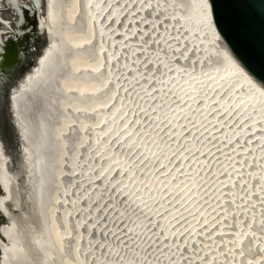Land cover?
Returning <instances> with one entry per match:
<instances>
[{
  "label": "rangeland",
  "instance_id": "rangeland-1",
  "mask_svg": "<svg viewBox=\"0 0 264 264\" xmlns=\"http://www.w3.org/2000/svg\"><path fill=\"white\" fill-rule=\"evenodd\" d=\"M20 1L19 8H17L18 10L13 6L15 11H13L12 17L15 16L14 13L16 14L17 11L19 15V11L25 12L26 9L21 5L29 7V5L33 3L40 4L42 0ZM117 2L119 6L115 7L114 14L116 15L113 14V16L117 17L120 11V19H118L120 20V26L119 28L116 26L118 20L112 17V19H115V23H112L115 27L110 30L112 33L109 31V35L111 39L113 38V41L111 42V39L105 38L106 44L104 43V45L107 47L104 49L108 52L110 51V54L107 56L108 58H112L109 60L111 63L109 66L111 67L113 65V70L120 72V79L114 84L113 90L118 83V85H120L118 90L120 91V97L124 99V101H129V104L124 106V108L121 107L116 110H120L119 115L123 119V122L129 124V129L131 128L130 132L138 136L141 134L145 136L149 127H151L152 121L154 124H159V129H155V135L160 140V146L162 145V147L156 148L155 155L153 156L145 154L147 155L146 158L151 156L152 158L148 160L147 163H144L145 160L142 156H145L144 153L146 149H140L141 147L134 148L130 143V137L124 136L120 140L121 143L119 142V144L122 145L121 148L116 142L113 143L111 147L114 149L112 150L116 151H112L114 159L111 156V159L109 157L107 161L111 160V162H113L116 156H119V158L121 156L126 164L129 162L128 166H126L134 167L132 175H135V178L138 180L141 178L138 182H140L141 185L143 184L141 187L142 189L147 185V183L144 184L147 182V177L156 176L155 178L157 179L155 183L147 190H149V194L152 196L148 202L149 206L156 209L157 215L154 211V213H140L137 210L136 197L138 192H133L127 197L119 194L117 191L119 189L118 185L121 184L120 181L124 180L122 172L114 173V170L111 169L112 171H109L110 173L105 178V181L103 180L104 183L99 181L101 178L99 176L97 177L96 171H94V173L91 172V176L89 179L85 180L86 182L82 179L84 178L83 176L80 177L82 174H80V176L78 175V180L76 182L78 188L73 186V188H76V196L79 198V196L87 194L75 201L76 205L74 211L76 213L74 216L77 215V217L76 220H74V224H72L76 229V236L73 242L76 246L79 264H264V133L259 134L258 137L263 134L260 140L257 137L256 139L252 137L250 140V138H248L251 137L249 133L246 132V134L245 131L239 130L242 133L240 135L236 134L234 138H231L229 134L233 132V128L236 130V128L240 126V121L231 114L228 116L232 119L230 120L227 115L226 117L228 118L226 119L225 114L229 111L223 113L224 118L221 117L223 115L222 113L219 114L221 109L214 110L217 108V105L213 104L214 106H211L209 109H203L205 110L203 113L202 111L200 113L197 112L198 110H195L192 113L186 114L184 117L183 114H181V119L178 120L177 118L176 120H178V125H180V132H182L178 134L179 137L175 139L173 134H171L174 131L172 130L174 129V125L171 123L169 124L170 127H168L167 123L164 124V117H166L171 106H156V99H162V96H165L164 93H161V89L159 90V86L167 79V76H170L171 68L173 69L176 65V67H180V70H178L176 74L178 80H180L182 79L181 75L183 73H193L195 71L194 69L200 68V66L203 65L204 61L207 64L210 63V52L207 50V42L202 45L199 41L205 39L208 35L206 29L199 23L201 19L194 20V22H192L193 25L188 21L189 11H187L186 7L183 11L181 10L184 5V0H114L113 4ZM48 3L49 0H46V5ZM36 13L35 18L38 22V27H36V29H43L41 30L43 33H48L49 26L45 24L46 16L49 17L48 13L45 16V14H42V9ZM27 15L25 16L27 21L26 29L31 33V19L29 18L30 15ZM0 21L2 22V26L6 24V26L9 27L5 28L6 32L3 34V39L6 40L7 38L8 42L16 40L19 42L22 41L19 39L20 36H18L21 29L17 31L14 29L9 16L2 18L0 15ZM41 22H44V24ZM19 23H17V26L20 25ZM22 31L23 29L21 32ZM119 41L120 47L117 49L116 53L114 47L115 45L119 46ZM214 41L215 39L213 38L212 43ZM1 42L0 53L2 52L1 49L4 50L6 45V43ZM110 42L111 46H114L111 48L112 50H108L110 48ZM18 48L17 45L16 49ZM105 58L106 55L104 54L103 59ZM118 58L120 59L118 60ZM156 59L163 61L161 66H155L154 62ZM118 61H120V63ZM8 66L9 65H7L6 68ZM33 67L34 65L31 69H33ZM181 69L184 70L182 71ZM18 85L20 87L21 79ZM124 85L127 89L123 87ZM18 88L15 87L13 89L12 96L17 93ZM121 90L123 92L122 94ZM206 92L208 91L204 90V94L202 95H206ZM96 95L98 96V94ZM169 95L172 96V93H169ZM207 96L209 95H206V97ZM178 97L179 96L175 97L177 103H175L174 98L172 99V104L175 103L176 105L180 104L179 106H183L182 96H180L181 98ZM195 97L196 98H193V100L200 98V95ZM207 99H209V97L204 100L206 101ZM48 100L41 103L43 105L42 107H44L45 104H50ZM133 101H138L139 103H134ZM125 107L127 109H125ZM61 110L64 111V108L61 107ZM70 120H68L69 123L67 121V125L71 124ZM207 120L208 122H205ZM213 120L215 122H213ZM159 121L161 123H159ZM92 126L93 133H97L98 126L95 124ZM67 128H69V126ZM192 128L193 131L191 133H185L186 130V132H189ZM66 129H63L64 131L61 135L58 134L57 136V140L61 137L58 141L59 145H61L63 141L65 147L68 139H71L67 137L66 133L69 134V131L72 133L74 132L72 129H68L67 132L65 131ZM52 130H55V128ZM52 130L48 129L46 132L47 134L45 133L47 141L53 139L54 132ZM118 130L117 128L116 130L113 129L112 131L114 133L109 131L106 136L107 139L105 138L107 142L112 140L111 137L117 133ZM218 135L219 138H217ZM227 135H229V139L226 137ZM71 136H73L71 140H75V137L77 139L76 133ZM215 137L217 139H215ZM54 141L52 140L51 142L53 143ZM76 142L77 141H75L72 146V148H74L72 150L73 152L70 150L71 147L69 148L67 146V149L69 148L68 150L61 148L63 150V156L68 159L72 153V157L74 156V158H71V160H75L77 157L76 155L80 153L81 155H85L89 160L91 157L87 155L86 142L83 144V141L79 142V144L82 145H77V148H75ZM91 142L93 141H90V143ZM47 143L48 142H46L45 146L50 144ZM52 143L47 149L43 146L40 147L42 150L39 148L38 151H36V155L38 156H36L35 162L43 160V166L48 159H50L51 162L53 146L55 145H52ZM90 145L91 151H89L94 156L100 153L102 145L104 144L99 145L93 142ZM62 146L64 147L63 143L60 147ZM69 146H71V144H69ZM81 146H83L82 149H80ZM44 149L45 151L49 150L50 153L46 151L47 154L43 157L42 152ZM64 150L67 151L66 154ZM161 153L163 155L161 158L162 161H164L163 164H161V159L159 160L160 162L157 158L154 159L156 154ZM180 154H182L181 157L184 156V158H179ZM47 155L48 157L45 158ZM95 157L96 156L93 158L95 159ZM198 157L200 159H198ZM93 158L92 160H87L88 165L89 163L96 165ZM100 159L101 157L98 162L101 161ZM141 160H144V162L142 163ZM196 160L197 163H195ZM82 163L85 167L86 165L81 159V164ZM91 164V167L89 166L90 170L92 168ZM112 164L113 163H111V165ZM112 166H114V164ZM192 167H197L195 173H200L201 175H197L198 177L193 178L194 181H189V183L183 182L181 184V186H186V189L192 187V189L195 190V195L192 199H190V194L188 197H186L187 195L184 197V193L180 190L167 191L166 186L173 184L170 182L178 184L183 180L186 181L191 179ZM95 168L96 167H94V169ZM74 169H76V171L74 170L75 172H79V167L76 166ZM87 169L88 168H86V170ZM82 170L81 168L80 172ZM56 174H58V172H56ZM58 175L54 180V188H57L55 185L59 182ZM36 178L37 177H35V180ZM234 182L237 184H234ZM126 185H130V183ZM126 185L122 187L124 188ZM130 189L131 188L128 190ZM79 190L82 191V194ZM183 198L184 203L187 201L185 205L182 203ZM162 200H164L163 204ZM187 204L190 205L187 207ZM119 209H124L125 211H120ZM127 210L132 211L131 215L129 211L130 216L126 215ZM161 213L165 215L168 214V217L158 220V216H161ZM65 214L68 215V212L65 211L64 215ZM49 215L51 216V211ZM133 220L138 221L143 227L139 232L131 234L129 230H127V227ZM6 223L7 221L0 220L1 225ZM145 224L146 226H144ZM168 226H173L174 232L171 235H167V231L165 232ZM67 229L66 224L65 232ZM172 231L173 230H171V232ZM105 247H107V251ZM66 255H68V253L63 252V257ZM123 258L125 260H123ZM112 259L114 260L112 261ZM120 260H122L121 263Z\"/></svg>",
  "mask_w": 264,
  "mask_h": 264
},
{
  "label": "bare ground",
  "instance_id": "bare-ground-1",
  "mask_svg": "<svg viewBox=\"0 0 264 264\" xmlns=\"http://www.w3.org/2000/svg\"><path fill=\"white\" fill-rule=\"evenodd\" d=\"M184 2L183 8L180 9L183 11L185 7L187 8V11H189L188 21H190L192 24L194 20L201 19L199 23L206 29L208 33L205 39L199 41L202 43V45L207 42V50L210 52V63L207 64L204 61L205 64L203 63L200 68L194 69L195 71L193 73H183L184 75H181L182 79L179 78L180 80H178L176 75L178 70H180V67H176V65L173 67V69L171 68L172 70L170 69V76H167V79H165L162 84L160 83V86L158 85L160 87L159 90L161 89L162 91L159 92L162 94L164 93L165 96H162V99H156V106L164 107L169 105L172 107H170L169 112H167L166 117H164L165 123H163H167L168 127H170L169 124L171 123L174 125V129H172L174 131L171 134H173L176 139L179 137L178 134L182 132H180V125H178L177 122L181 119V114H183L184 117L186 114L190 112L192 113L195 110H198L197 112L200 113L202 111L203 113V111H205L203 109L207 110L211 106L217 105V108L214 110L221 109L219 114L229 111L227 114H225V117L226 115L228 116L231 114L233 117H236L238 121H240V126L237 127L238 129L236 128V130H234L233 128V132L229 134L231 138H234L236 134L240 135L242 132L239 130H242L245 131V133H249L251 137L248 138H250V140L252 137L255 139L257 137L260 140V137L263 134L258 137L259 134L264 133V88L260 86L255 80H253L250 75L245 72L242 67L237 62H235V60L224 50L222 42L211 22L210 12L206 0H184ZM113 3L114 0L113 2L112 0H49V5H46L45 16L48 13L49 17L46 16L45 24L49 26L48 34L51 36V39H49V44H47V47L44 48L45 52L40 57H38L33 69H29L28 72H26L21 78L20 87L19 85L16 86L17 88L19 87L17 93L11 96L12 109L14 111L15 120L17 122L21 137L22 154L24 159L23 167L26 173L23 189H25L24 195L26 198L25 203L27 207L23 212L19 213L20 215L18 214V216L15 217L10 212L7 202H19L17 193L19 190L17 191L18 187L15 184L14 175L7 168L4 160L5 157L0 150V185L3 190V192H0V210L2 213L8 216L7 223L2 225L0 224L1 235L6 238L5 240L0 237V264H79L77 251L75 248L76 246L73 242L76 236V229L72 224H74V220H76L77 217V215L74 216L76 213L74 211L76 205L75 201L87 195H81L82 191L79 190L81 192V196H79V198L76 196L75 187H77V176H80V174H82L80 177L83 176L84 178L82 179L85 181L86 179L90 178L91 172L94 173V171H96L97 177L99 176L101 178L99 181L104 183L103 180L105 181V178L112 171L111 169L114 170V173L122 172L124 182L120 181L121 184L118 185L119 189L117 191L119 194L127 197L133 192H138L136 197L137 210L140 213H151L153 211L156 213V209L149 206L148 202L152 196L149 194V190H147L155 183L157 179L155 178L156 176H146L147 182L144 184L147 183V185H145L146 188L144 187L142 189L141 187L143 184L141 185V183L138 182L141 178L138 180L135 178V175H132L134 167H127L129 162L126 164L121 156L120 158L119 156H116V159L113 161V152L115 150L113 151L112 149L114 148L111 146H113V143L116 142L121 148L122 145L119 144V142L124 136L130 137V143L134 148L141 147L140 149H146L144 155L148 154L153 156L155 155L156 148L162 147V145L160 146V140L155 135V129H159V124H154L153 121H150L152 124L147 131L148 133L145 131V129V136L143 134L138 136L130 132L131 128L129 129V124L123 122V119L119 115L120 110L117 111L121 107L124 108V106L128 105L129 101H124V99L120 97V91H118L120 85H118V83L113 90L114 84H116V81L120 79V72L114 71L113 65L111 67L109 66L111 64L109 60L112 58H108L107 56L110 54V51L108 52L106 49H104L107 47L104 45L105 38L111 39L109 33L111 32L110 30L115 27V25L112 23H115V19H120L119 10L118 16H113L114 10L116 9L115 7L119 6L117 5L118 2L115 4ZM112 17L115 19H112ZM119 21L120 20L117 21L119 24H116L118 28L120 26ZM1 23L2 22L0 21V39L2 41L0 42L6 43L4 47L5 49H1V53L4 52L3 54H5V58L3 59L5 60L7 66L12 61V55L10 51L15 53L16 46L20 42L17 40L8 42L7 38L6 40L3 39L2 37L6 32L5 28L7 26L3 23L5 26L4 27ZM41 23L44 24V22ZM19 24V26L14 27L16 31L18 29H23L22 25L24 26V24L21 21ZM23 32L24 30L22 33ZM213 38L215 41L212 43ZM19 39L22 40L21 37ZM110 41L112 42L113 38ZM111 42L109 44L110 48L108 50L114 47L113 45L111 46ZM118 45L119 46L115 45L114 47L116 49V53L117 49L120 47V41ZM103 53L106 55L107 59H103ZM2 55H0V57ZM119 59L120 58H118V60ZM118 62L120 63V61ZM162 63L163 61L158 59H156L154 62L155 66H161ZM123 87H125V85ZM125 89H127V87H125ZM122 90L121 94L123 93ZM204 90L208 91L206 92V95L209 96L206 97V95H202L204 94ZM169 93H172V96H170ZM96 94H98V96ZM194 95H200V98L193 100V98H196ZM177 96H182V102L184 103L183 106H179L180 104H175L177 103L175 100V97ZM208 97L209 99L205 101L204 99ZM173 98L175 100V105L172 104ZM47 100L50 102V104H45L44 107L46 108L42 107L43 105L41 103ZM134 103L139 102L137 101ZM61 107L64 108V111L61 110ZM125 109L127 108L125 107ZM223 116L224 114L221 117ZM228 117H226V119ZM177 118L178 120H176ZM68 120H70V125H67ZM205 122H208V120ZM213 122L215 121L213 120ZM159 123L161 122L159 121ZM93 124L98 126L97 133L95 132V134L93 133ZM66 126H69V128ZM115 127L117 130L119 127V130L114 135L112 134L114 137L112 136V140L107 142L106 136L108 135L109 131H112L113 129L116 130ZM54 128L56 131L52 130ZM48 129H51L54 132V135L53 139L47 141L45 135L47 134L46 132ZM63 129H66L65 131L67 132L68 129L74 130L73 133L71 131L68 132L69 134L66 133L67 137L71 139L73 137L71 136L72 134H77V139L76 137L74 138L75 140L68 139L66 142V147L63 141L61 142V145L63 143L64 147H60L61 145H59L58 141L61 137H59L57 140L58 134L61 135V133L64 131ZM186 131V134L191 133L193 128L189 132ZM112 133L114 132L112 131ZM217 138H219V135ZM217 138L215 137V139ZM52 140L55 141L52 143ZM75 141H77V144L75 143L76 146H74L75 148H77V145L79 146L86 142L87 155L91 157V160L94 156H96L95 159L93 158V160L96 162V165L91 163L88 165V161L90 159L88 160L85 155H81L80 153L76 155L77 157L75 160H71V158H74V156L72 157L71 152L69 158L67 157L68 159L63 156V150L61 148L67 149L68 146L69 148L71 147L70 150L72 151L74 149L72 146L74 145L73 143ZM81 141H83L82 144H79ZM90 141L98 143L99 145L104 144L102 145V149L100 147V153L94 156L90 153V144L93 143H90ZM46 142L50 143L49 145H51V143L52 145H55L53 146L54 148L51 162L50 159H48L49 163L46 160L47 162L44 161L45 164L43 166V160H38L35 162V158L38 156L36 155V151H38L40 147L45 146ZM69 144H71V146H69ZM48 146H45L46 149ZM82 147L83 146H81L80 149H82ZM40 150H42V148H40ZM46 151L48 152L49 150ZM46 151L45 149L43 150V157L47 154ZM66 152L67 151H65V154ZM181 155L182 154H180L179 158H184V156L181 157ZM111 156L113 158V162H111V160L107 161L109 157L111 159ZM152 156L149 158H146L147 155L142 156L145 160V162L144 160H141L142 163H147V161L150 160ZM46 157H48V155L45 156V158ZM100 157L101 161L98 162ZM162 157V153L156 154L154 159L157 158L159 161ZM199 157L198 159H200ZM81 159L84 161L86 165L85 167L83 163L81 164ZM197 160L195 163H197ZM160 161H162V159ZM110 162L113 163L114 166H112L113 164L111 165ZM163 163L164 161H162L161 164ZM90 164L92 165L91 170L89 169ZM76 166L79 167V172H75L76 169H74V167ZM94 167L97 169H94ZM81 168L83 170L80 172ZM86 168L88 169L86 170ZM196 168L197 167L191 168V179L186 181L183 180L178 184L175 182H170L173 184L166 186L167 191L171 192L173 190H180L184 193V197L186 195V197H188L190 194V199H192V197L195 195V190H193L192 187L186 189V186H181V184L183 182L189 183V181H194L193 178L198 177L197 175H201L200 173H195ZM56 172H58L59 175L56 174ZM57 175L59 182L55 185L57 188H54V180L57 178ZM35 177H37L36 180ZM128 183H130V185H126ZM235 183L236 182H234V184ZM123 185L126 186L123 188ZM73 186L75 187L73 188ZM129 188L131 189L128 190ZM182 200V203H184V198ZM163 201L164 200H162V204ZM189 205L190 204H187L186 206L188 207ZM121 210L125 211L124 209ZM50 211L51 216L49 215ZM63 211H67L68 215H64ZM129 211H126V215H129ZM131 212L132 211H130V215ZM162 213L161 216H158V220L168 217L169 213L166 215ZM66 224L68 229L65 232ZM144 226H146V224ZM142 227L143 225H140L138 221L133 220L131 221L130 225H128L127 230H129V232L132 234L139 232ZM171 230L173 231L171 232ZM165 232L167 235H171L174 232L173 226H168L165 229ZM105 249L106 251L108 250L107 247H105ZM63 252H67L68 255L63 257ZM113 260L114 259H112V261ZM123 260L125 259L123 258ZM121 261L122 260H120V263Z\"/></svg>",
  "mask_w": 264,
  "mask_h": 264
},
{
  "label": "water",
  "instance_id": "water-1",
  "mask_svg": "<svg viewBox=\"0 0 264 264\" xmlns=\"http://www.w3.org/2000/svg\"><path fill=\"white\" fill-rule=\"evenodd\" d=\"M20 0H3L4 4L12 5L19 8ZM210 12L211 22L217 32L224 50L237 62L242 69L247 72L250 77L255 80L260 86L264 88V0H206ZM39 3V2H38ZM16 5V6H15ZM39 5V6H38ZM26 10L19 11L20 16L24 17L31 12L32 32L26 31L22 36L27 43L24 46V54H29V47L33 40H36L39 36L42 38V50L39 51L38 56L43 54V49L49 44L51 36L37 30L38 27L37 19L35 18L36 12L42 9V14L46 13V0H42L40 4L33 3L32 5L26 6L21 5ZM31 8V10H30ZM28 17V15H27ZM22 20V19H21ZM50 36V37H49ZM33 41V42H32ZM13 51H11L12 53ZM31 53V52H30ZM7 54V53H6ZM12 63L6 68L5 54L0 59V82H3L7 78L8 70L15 67V61L18 55V49L15 53L11 54ZM30 69V68H29ZM26 72H28V70ZM21 73V78L26 73ZM8 101V100H7ZM8 106V105H7ZM13 110V109H12ZM9 119L7 118L5 129L9 131L13 139L12 151H7L3 137H5V130L0 126V150L5 157V164L9 171L14 175L15 184L17 185L18 201L7 202V206L12 215L18 216L19 213L23 212L27 205L25 203L24 195V180L26 173L23 167V154H22V143L20 132L18 129L17 122L15 120L14 111L13 118L12 111L9 112ZM0 192H3L0 185ZM20 215V214H19ZM0 220L7 221L8 216L2 213L0 210ZM0 237L5 239L4 236Z\"/></svg>",
  "mask_w": 264,
  "mask_h": 264
},
{
  "label": "flooded vegetation",
  "instance_id": "flooded-vegetation-1",
  "mask_svg": "<svg viewBox=\"0 0 264 264\" xmlns=\"http://www.w3.org/2000/svg\"><path fill=\"white\" fill-rule=\"evenodd\" d=\"M0 4H1L0 15L2 16V18L9 16L11 24L14 27H17V23H19L20 21L24 24V28L22 25L24 32L23 33L20 32V34L18 36H22L26 31H28L26 29V25H27L26 18L22 19V17L19 15L18 11L16 12V14L14 13L15 16L12 17L13 11H15L14 7L12 5L7 4V3L4 4L3 0H0ZM39 35L40 34H38V37L36 38V40H33L34 43H32L30 45L28 55H25L23 52L24 46L27 45V43L24 39H22V41L18 44L19 48H18V55H17L16 61L14 64L15 67L8 70L6 72V73H8L7 78H5V80L3 82H0V126L2 127V129L5 130L4 131L5 137H3L4 138L3 141L5 142L4 146L6 147L7 151H12L11 149H12V145H13L12 136L9 133V131H7L5 129L7 118L8 119L10 118L8 111L9 112L12 111V114L10 113V115H12V118H13L11 96H12V93L14 91L13 89L18 85V83L21 79L20 74L26 72L27 69H29V68L31 69L32 66L35 65L37 62V59L39 57L38 54H39V51L42 50V43H43L42 38ZM44 52H45V49H44L43 53ZM1 58L2 57H0V59ZM12 62L13 61H11V63ZM0 138H2V136H0Z\"/></svg>",
  "mask_w": 264,
  "mask_h": 264
}]
</instances>
